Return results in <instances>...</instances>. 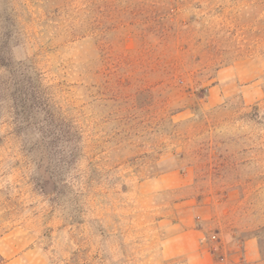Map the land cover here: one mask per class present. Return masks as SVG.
Here are the masks:
<instances>
[{
	"label": "rangeland",
	"instance_id": "374dc122",
	"mask_svg": "<svg viewBox=\"0 0 264 264\" xmlns=\"http://www.w3.org/2000/svg\"><path fill=\"white\" fill-rule=\"evenodd\" d=\"M0 257L264 264V0H0Z\"/></svg>",
	"mask_w": 264,
	"mask_h": 264
},
{
	"label": "trees",
	"instance_id": "16d2710c",
	"mask_svg": "<svg viewBox=\"0 0 264 264\" xmlns=\"http://www.w3.org/2000/svg\"><path fill=\"white\" fill-rule=\"evenodd\" d=\"M34 88L31 95L28 94L25 83L23 79L19 81H15L14 83L9 82L8 90H9V99L12 103L13 109L20 108V111L23 115H25L24 119H39L42 115V110L40 108L39 96L42 91V83L38 73L34 72ZM28 96V97H27ZM31 97V98H30ZM52 111L55 110L54 106L50 105ZM53 113V112H52ZM48 126L43 127H32V128H22L21 126L16 127V132H24V135L27 133H36L42 135V142L45 139H48L47 134ZM47 134V135H46ZM59 136V134H58ZM44 140V141H43ZM50 179H42V191H45L48 187ZM2 258L0 257V264L2 262Z\"/></svg>",
	"mask_w": 264,
	"mask_h": 264
}]
</instances>
